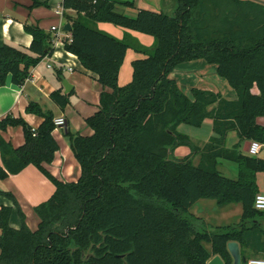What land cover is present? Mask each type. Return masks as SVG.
Wrapping results in <instances>:
<instances>
[{"label":"trees","instance_id":"obj_1","mask_svg":"<svg viewBox=\"0 0 264 264\" xmlns=\"http://www.w3.org/2000/svg\"><path fill=\"white\" fill-rule=\"evenodd\" d=\"M30 1L28 10L47 5ZM133 4L63 0L64 9L78 14L68 17L72 31L65 50L103 87L98 111L86 120L94 134H67L81 167L77 181H61L49 170L61 149L54 114L34 102L27 113L44 119L38 128L22 117L0 121V130L20 126L25 132V144L18 148L0 139V180L36 166L56 187L51 199L35 208L36 230L6 193L22 225L14 229L12 209L1 208L0 264H209L212 255L233 264L230 242L263 252L264 212L254 205L264 159L244 153L242 144L264 145V6L251 0H178L173 16L141 9L130 18L117 11V5ZM99 22L151 35L155 46L129 34L114 37L97 29ZM24 29L33 37L29 49L0 45V86L11 76L14 85L24 87L33 68L55 52L50 34L33 24ZM130 50L143 58L133 60L132 81L121 86L119 73ZM200 59L217 66L237 100L197 88L189 95L170 78L178 66ZM73 93L58 90L51 98L65 110ZM207 121L216 136L201 151L178 127L200 129ZM235 132L240 144L230 149L226 139ZM185 146L191 153L175 159ZM196 154L199 165L192 161ZM222 161L238 165L236 180L219 170ZM203 199L219 207L241 204V220L209 226L190 211ZM242 256L250 260L244 251Z\"/></svg>","mask_w":264,"mask_h":264},{"label":"crops","instance_id":"obj_2","mask_svg":"<svg viewBox=\"0 0 264 264\" xmlns=\"http://www.w3.org/2000/svg\"><path fill=\"white\" fill-rule=\"evenodd\" d=\"M39 1L41 3L47 2V5H41L28 10L27 7L31 5L30 0H0V45L7 44L15 48L29 49L33 37L25 31L24 25L33 24L45 31L48 35L50 34L55 39L54 44L56 47L52 56L43 60L37 67L33 68L31 79L24 87L14 85L11 76H8L5 86H0V121L9 115L15 118L22 117L33 129L38 128L44 119L38 115L27 113V107L30 103L34 102L40 104L45 114L52 113L55 118H65L66 126L62 129H55L54 132L55 138L59 142L61 149L57 153L49 170L51 174L59 180L69 183L77 181L81 174V167L75 159L70 137L67 136L68 131L71 130L74 134H81L83 136L94 134V131L88 127L86 120L98 111L101 98L100 93L102 92L103 87L97 80L96 76L84 69L75 55L65 50L64 43L66 42V39L71 36V32L64 30L65 25L68 23L71 24L68 20L69 16L71 18H76L78 14L70 9L64 10L62 6L63 0ZM119 1L134 2L132 7L117 5V11L122 12L131 18L136 17L139 13L138 11L141 9L155 12H164L166 10L164 0ZM256 3L264 6L259 2ZM61 10H64L63 13L65 15L61 16L56 13ZM171 11L174 12L173 10ZM52 27H56L57 31H52ZM97 29L103 30L119 39H124L126 35L129 34L146 47L151 45V41L146 38V35L136 31L131 32L116 25L114 26L112 24L99 22V24H97ZM59 34L60 40L57 42ZM137 58H143V55L134 50L128 52L119 73L118 79L121 86H125L132 81V64L133 60ZM50 63L53 65V68L49 69L48 65ZM183 64H185L184 66L188 73H191L193 77H198L200 79L198 82L193 83L194 87L190 82L186 81L185 78L183 79L187 82V89L182 90L186 94L190 93L193 88H197L214 93H221L223 97L229 101L238 99V94L231 88L228 81L219 77L217 66L210 65L203 59ZM70 69H72V71ZM58 73H61V78H59ZM211 73L215 74L217 77L214 78L212 84L204 77ZM63 80H68L73 86L72 91H74L70 96V104L65 110H61L51 98V94L58 90H61L63 94L66 95ZM218 87H221L222 89ZM221 91H224V93ZM254 91L257 92L256 87H254ZM208 122L212 124V121ZM215 136L214 133L213 137ZM1 138L15 148L25 144V132H23V128L20 126L8 127L6 130H0V139ZM226 143L227 147L230 149L238 146L240 143L237 133H230L226 139ZM246 147L247 142H244L242 144L243 152ZM257 157L264 159L263 144ZM224 162L225 161H222V164H224L225 167L226 163ZM0 163H2L1 149ZM236 165L237 164H231L229 162L227 167L229 169L228 173L234 177V180L238 178V165ZM260 175L264 176L263 174L258 173L257 183L259 186V192L263 193L264 177ZM55 190V185L49 181L36 166H30L19 173V175H11L6 179L0 180V211L3 207L12 209L10 225L18 230L22 225V217L19 215V209H21L22 214L26 218L27 226L31 230H36L40 220L38 215L35 214V208L36 206L49 201ZM6 193L15 197L19 209L13 199L6 195ZM206 200L208 199H203L198 202L190 211L194 216L205 220L209 226L221 227L233 225L241 220L243 215L242 205L237 203L222 207V210L216 211L214 222L211 220L209 221V216L203 209ZM1 235L2 232L0 231V238ZM206 247L211 253L212 246L206 245ZM240 251L241 254L242 251H244V253L246 252L245 255L248 256V253H250L251 250L242 249L240 245ZM261 253L264 254V250ZM214 257L215 256L212 255L209 260L211 261Z\"/></svg>","mask_w":264,"mask_h":264},{"label":"rangeland","instance_id":"obj_3","mask_svg":"<svg viewBox=\"0 0 264 264\" xmlns=\"http://www.w3.org/2000/svg\"><path fill=\"white\" fill-rule=\"evenodd\" d=\"M177 5H178V0H164V6H165V9H166L164 12L167 13L168 15H170V16H173L175 14V12H176L175 10L177 8ZM171 10H173L174 12H172ZM133 18H135V17H133ZM146 38L148 40L150 39V41H151V45L149 47L155 46L154 45L155 44L154 43L155 39H154L153 36H151V35L147 36L146 35ZM184 65L185 64H183L181 66H178L176 68V70L172 74H170V78H174V79L177 80L178 85H179L181 90H183V89L186 90L187 89V85H186L187 82L186 81L190 82L192 84V86L194 87L193 83H196V82H198L200 80L198 77H193V75L191 73H188L187 70L185 69ZM204 77L207 78L208 82L211 83V84L213 83L214 78H217L215 76V74H213V73L207 74ZM184 78H185L186 81L183 80ZM218 88H221V87H218ZM221 92L224 93V91H221ZM188 94L191 95L190 93H188ZM178 128H179V132L189 135L191 140H192V142L194 144H196L201 149V151L204 149L206 144L209 142L208 140L211 137L214 136V130H213L212 124L210 122H208V121L205 122L201 126L200 129L199 128H195V127H191V126L186 125V124L185 125H181ZM190 153H191L190 148L185 146V147L178 148L176 150V152H175L173 157L175 159H184ZM173 157H171V158H173ZM200 159H201L200 154H196V155L193 156L192 161L194 162L195 165H199L201 163ZM224 163H226L225 167H224V164H221L219 166V170L224 174V176L229 177L231 179L232 178L234 179V177L231 174L228 173L229 169L227 167L229 165V162L225 161ZM260 176H262V175H260ZM262 177H264V176H262ZM263 193H264V190H263ZM205 202H206L205 203V207L203 209L205 210V213L209 216V221L211 220L212 222H214L216 211H220L223 208L221 206L219 207L217 202L214 201V200H206ZM223 207H225V206H223ZM245 254H246V252H245ZM247 257H249V259H255V258H263L264 259V254H262V253L261 254H258V253L254 254V253H252L250 251V253H248Z\"/></svg>","mask_w":264,"mask_h":264},{"label":"built area","instance_id":"obj_4","mask_svg":"<svg viewBox=\"0 0 264 264\" xmlns=\"http://www.w3.org/2000/svg\"><path fill=\"white\" fill-rule=\"evenodd\" d=\"M261 4L264 5V0H258ZM65 10V9H64ZM64 10L61 11H57L56 13L63 16L65 15L63 12ZM52 31H57L56 27H52L51 29ZM71 36L66 39L67 41L70 42ZM60 40V34L58 35V39L57 42ZM56 43V42H55ZM48 68H53V65L50 63L48 65ZM72 71V69H70ZM30 80V79H29ZM28 80V81H29ZM54 124L57 129H62L66 126V120L63 117H59V118H55L54 120ZM262 149V144H260L259 142H253L252 141V145L250 147V151L248 153L249 156H257L260 151ZM255 209L264 212V193H259L255 199V205H254ZM247 264H264V259L263 258H255V259H250L248 260Z\"/></svg>","mask_w":264,"mask_h":264},{"label":"water","instance_id":"obj_5","mask_svg":"<svg viewBox=\"0 0 264 264\" xmlns=\"http://www.w3.org/2000/svg\"><path fill=\"white\" fill-rule=\"evenodd\" d=\"M254 2H259L258 0H252ZM260 3V2H259ZM64 30L71 32V25L68 23L65 25ZM63 85L65 88V94L71 93L73 90V86L68 82V80H63ZM252 143L247 142V147L244 150L245 153H249L250 147ZM228 251L232 257V260L234 261L233 264H246L248 262V259L245 256H242L241 251H240V244L236 242H230L228 245ZM209 264H226V262L220 258L219 256H215L214 258L211 259Z\"/></svg>","mask_w":264,"mask_h":264}]
</instances>
